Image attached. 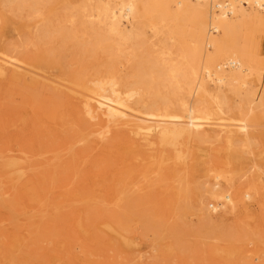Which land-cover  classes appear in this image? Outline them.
<instances>
[{
    "label": "bare ground",
    "instance_id": "obj_1",
    "mask_svg": "<svg viewBox=\"0 0 264 264\" xmlns=\"http://www.w3.org/2000/svg\"><path fill=\"white\" fill-rule=\"evenodd\" d=\"M254 201L264 0H0V264H264Z\"/></svg>",
    "mask_w": 264,
    "mask_h": 264
},
{
    "label": "rangeland",
    "instance_id": "obj_2",
    "mask_svg": "<svg viewBox=\"0 0 264 264\" xmlns=\"http://www.w3.org/2000/svg\"><path fill=\"white\" fill-rule=\"evenodd\" d=\"M117 170L114 169V180L116 177H118V174L115 172ZM167 200H165V197L159 196L157 197V199H155V206L154 208L156 209V211L158 212V209L160 210V212L162 213L163 218L165 217V219L163 220V225H162V229H165L166 231L163 232L164 235H169L168 232V227L169 226H173L175 224L174 222V218L171 217L169 218V215L171 214V212L169 211V206L165 207V203ZM169 201H167L168 203ZM153 210V209H152ZM153 210V212H156ZM263 212L262 208H261V204H259V202L254 201L252 202L251 206L248 208L247 213L250 216V219H247V221L245 222V224L248 225V227H244V228H248L249 230H252V232L257 233L258 235L260 234V236L264 235V231L261 228V213ZM247 215V217H248ZM193 221L195 220V218H190ZM237 218L232 217L228 223H233L234 225L236 223H234L236 221ZM166 223V224H165ZM186 230H195L197 223L196 220L193 223H189L186 222ZM134 229V231L132 232V236L136 239V242L140 243V250H135L136 253H140L137 255H140L141 260L143 262V264H150L153 261V258L158 255L161 252H165V250H149L146 246L150 243V240L152 238V233L151 232H143L141 228H139V226L136 224L132 227ZM175 235L179 238L182 237L185 241H189L192 242L195 240L194 237L189 236L188 234L185 235L184 231L180 228H178V230L176 231ZM165 236V237H166ZM189 236V237H187ZM209 241H206V243L208 244ZM185 245L188 247L189 243H185ZM256 242L254 241V244H248L245 248V250H243L245 252V255H248L249 258L251 256H253L255 253H259L260 254V262H264V252L261 250H255L256 247ZM164 255V254H163ZM190 255V253L188 251L184 252L182 254V256H184V258H187ZM162 256V255H161ZM244 256V253H243ZM248 257H246L245 259L250 261ZM263 260V261H262ZM166 261H168V264H179L180 260L174 256V255H170V256H166ZM190 263H194L193 260H188ZM196 264V263H195ZM255 264V262H254Z\"/></svg>",
    "mask_w": 264,
    "mask_h": 264
}]
</instances>
